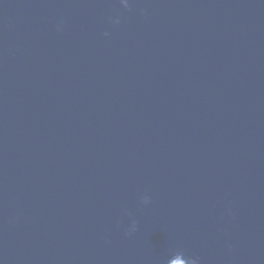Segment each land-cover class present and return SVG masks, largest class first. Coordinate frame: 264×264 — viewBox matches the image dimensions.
<instances>
[{"label": "water", "instance_id": "95a60500", "mask_svg": "<svg viewBox=\"0 0 264 264\" xmlns=\"http://www.w3.org/2000/svg\"><path fill=\"white\" fill-rule=\"evenodd\" d=\"M189 257L264 264V0H0V264Z\"/></svg>", "mask_w": 264, "mask_h": 264}, {"label": "clouds", "instance_id": "9594fccd", "mask_svg": "<svg viewBox=\"0 0 264 264\" xmlns=\"http://www.w3.org/2000/svg\"><path fill=\"white\" fill-rule=\"evenodd\" d=\"M134 229H135V222H133V224L131 225L130 231ZM189 260H190V264H197L196 259L189 257Z\"/></svg>", "mask_w": 264, "mask_h": 264}]
</instances>
